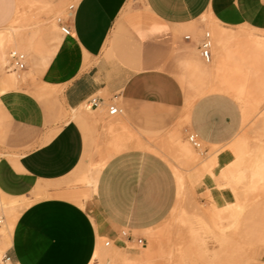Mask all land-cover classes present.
<instances>
[{"label":"crops","instance_id":"1","mask_svg":"<svg viewBox=\"0 0 264 264\" xmlns=\"http://www.w3.org/2000/svg\"><path fill=\"white\" fill-rule=\"evenodd\" d=\"M131 1L79 0L64 22L71 35L64 36L42 79L62 86L61 99L70 110L93 95H113L121 101L123 126L113 132L125 128L133 138L125 141L115 132L126 148L101 171L96 201L111 232L128 229L146 239L145 231L159 226L179 199L176 174L149 148L154 143L147 135L171 129L184 118L186 129L204 143L227 146L244 125L242 106L233 95L214 89L213 83L197 96L179 78V63L193 66L198 61L197 32L191 25L212 14L229 30L227 46L237 50V59L244 54V67L264 75V50L247 43L252 38L264 41V0ZM16 11V0H0V30L14 20ZM236 40L244 41L241 48L235 46ZM226 51L219 53L223 62ZM231 58L229 74L242 68ZM203 61L209 64L210 81L214 56L209 63ZM12 78L2 79L5 88L15 86ZM228 82L222 84L227 90L249 100L233 88L234 81ZM2 102L15 135L10 151L0 157V191L33 200L15 222L10 244L0 241L4 258L9 257L11 264H91L100 229L82 206L73 182L87 162L95 129L66 117L45 140L47 115L32 95L10 91ZM232 161L230 152L219 156L222 166ZM37 191L45 195L35 200ZM126 250L121 254L129 261L126 264H143L139 259L145 253Z\"/></svg>","mask_w":264,"mask_h":264},{"label":"rangeland","instance_id":"2","mask_svg":"<svg viewBox=\"0 0 264 264\" xmlns=\"http://www.w3.org/2000/svg\"><path fill=\"white\" fill-rule=\"evenodd\" d=\"M78 1L16 0L14 20L2 32H14L20 41L25 39L26 45L31 38L36 41L30 49L18 47L14 42L6 43L5 47L0 45V157L10 151L15 135L12 117L3 109L2 96L5 93L24 92L42 104L47 115L45 140L62 127L66 117L74 118L70 108L62 102V86L46 83L42 76L65 39L58 18H65L69 6L76 5ZM133 1L142 4V0ZM217 25L225 27L212 14H205L191 25L197 32V44L205 32H211L214 75H211L210 81L209 64L201 59L197 48L194 50L198 56L197 63L193 66H188L187 61L179 63V78L189 88L195 89L197 96L208 91L214 83V89L233 95L243 109L248 101L244 102L222 85L229 83L228 80L234 81L233 88L253 102L252 113L244 116L241 133L227 146L203 143L201 149L195 148L188 140L191 131L186 129L184 118L171 129L147 135L154 143L151 149L171 165L175 174L176 166L183 178L176 174L179 199L173 211L159 226L145 231L144 237L148 240L145 246L134 244L133 249H129L146 254L139 259L143 264H264V75L260 70L254 73L251 67H244V54L240 55L239 61L236 49L233 51L227 47L225 61H222L217 43ZM247 43L264 50V41L260 39L252 38ZM235 44L241 48L244 41L236 40ZM14 50L24 52L27 57L26 69L18 73L9 66L10 52ZM232 55L242 68L237 66L229 74L227 63L229 57L232 60ZM4 77H13L15 86L5 88ZM102 96L106 104L114 98L113 95ZM117 102L124 108L121 101ZM80 109L79 116L74 119L95 129L92 144L88 147L87 162L73 182L83 200L82 206L100 229L99 246L91 264H126L129 261L122 259L121 254L125 255L128 250L122 245L120 232H111L98 207L97 190L87 183V178L100 175L110 158L126 148L115 132L125 141H131L133 137L125 128L121 133L113 132L114 128L123 126L125 111L122 115L111 117L107 105L96 111L83 105ZM179 143H187L193 149V155L183 156L178 150ZM226 152L231 153L233 161L222 166L219 156ZM42 196L37 191L34 199ZM26 199L28 203L21 212L33 202ZM1 210L5 222L0 229V241L7 242L11 228L6 225L7 214ZM107 239L113 242L109 247L104 244ZM4 253H0V264H9L4 262Z\"/></svg>","mask_w":264,"mask_h":264},{"label":"built area","instance_id":"3","mask_svg":"<svg viewBox=\"0 0 264 264\" xmlns=\"http://www.w3.org/2000/svg\"><path fill=\"white\" fill-rule=\"evenodd\" d=\"M76 7L75 4H71L69 6V10H74ZM65 18H58V22L60 24L61 31L64 35L68 36L71 35V30L69 27H67L64 22ZM187 39L191 38V35H186ZM199 51L200 55L206 62H211L213 58V39L211 34L207 31L203 34V36L199 40ZM10 68L14 70V72H21L26 69L27 66V57L26 54L23 52H19L17 50L10 52ZM86 109L88 110H97L101 108L102 106L107 105V111L108 115L111 117L122 115L124 113V108L120 106V104L117 102V96H114L111 101L106 104V100L104 98H101L99 96L93 95L88 97L82 104ZM112 109H115V112L112 111ZM189 142L198 149H201L203 141L198 137V135L194 132H191L188 135ZM5 222V215L3 214L2 210L0 209V229L2 225ZM120 237L122 239V245L126 249H133V245L136 244L138 246H145L147 243V240L145 238L137 237L128 229H122L120 232ZM112 240L107 239L104 241V244L106 247H109L112 245ZM10 260L9 257L4 258V262L8 263Z\"/></svg>","mask_w":264,"mask_h":264},{"label":"bare ground","instance_id":"4","mask_svg":"<svg viewBox=\"0 0 264 264\" xmlns=\"http://www.w3.org/2000/svg\"><path fill=\"white\" fill-rule=\"evenodd\" d=\"M70 12H71V10H68L66 12V16ZM4 29L0 30V44L3 47H5L6 46V43H8V42H14L16 44V46H18V47L21 46L22 48H26V49L33 48V46L35 44V41H36V40L34 41L33 38H31L29 40L28 44L26 45L25 39H23L22 41H20L19 38H17V36H15L14 32L8 31L7 33H4V32H2ZM216 31L218 33L217 34V43H218V46L221 49V53H223V52H225L227 50V47H228L227 46V39H228V35H229L230 32H228L229 30L227 28H224V27H222L220 25H217ZM208 32L211 34L210 31H208ZM232 33L233 32H231V35H233ZM242 100L244 101V99H242ZM247 101L248 102L245 103L244 108H243V114H244V116L245 115L247 116V114L249 115V114L252 113L253 102L252 101H249V100H247ZM244 102H246V100ZM80 106L71 109L74 118H77L79 116V110H81L80 109ZM110 129L112 130L111 127H110ZM178 147H179L178 148L179 152L183 156H192L193 155V152L194 151H193V149L187 143L186 144L179 143L178 144ZM149 148L151 149V147H149ZM241 153H243V151ZM241 157L242 156L240 155L239 156V159H241ZM174 168H175L176 174L180 178H183V176L178 171L177 167L174 166ZM99 176L100 175H96V176H93L92 175V177H90V178L88 177L87 178V183L90 184V185H92L93 187H95V190H97ZM38 193L40 194L42 192L41 191H38ZM42 195L44 196L45 194L42 193ZM0 197L3 198V199L0 198V208L3 209L5 211V213L7 214V216H8V218L6 220V222H7L6 225H7V227H10L11 228V234H10L9 237H7V243L10 244V242H11V235H12V232H13V229H14L15 222L17 221L19 215L21 214V210L24 208V206H26V204L28 203V201L26 199V196H22V197L9 196L7 194H4L1 191H0ZM100 245L102 247V243L101 242H100ZM3 251H4L3 250V246L0 245V253H2ZM106 262L108 263V261H106ZM10 263L11 262H9V264Z\"/></svg>","mask_w":264,"mask_h":264},{"label":"snow or ice","instance_id":"5","mask_svg":"<svg viewBox=\"0 0 264 264\" xmlns=\"http://www.w3.org/2000/svg\"><path fill=\"white\" fill-rule=\"evenodd\" d=\"M113 112H115V109H112Z\"/></svg>","mask_w":264,"mask_h":264}]
</instances>
